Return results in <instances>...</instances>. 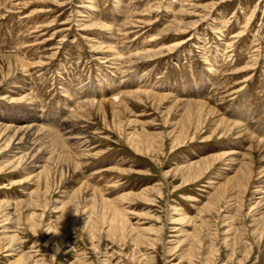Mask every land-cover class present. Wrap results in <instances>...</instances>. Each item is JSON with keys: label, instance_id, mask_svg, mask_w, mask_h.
<instances>
[{"label": "rangeland", "instance_id": "374dc122", "mask_svg": "<svg viewBox=\"0 0 264 264\" xmlns=\"http://www.w3.org/2000/svg\"><path fill=\"white\" fill-rule=\"evenodd\" d=\"M0 81V264H264V0H0Z\"/></svg>", "mask_w": 264, "mask_h": 264}, {"label": "bare ground", "instance_id": "6f19581e", "mask_svg": "<svg viewBox=\"0 0 264 264\" xmlns=\"http://www.w3.org/2000/svg\"><path fill=\"white\" fill-rule=\"evenodd\" d=\"M170 27V26H169ZM8 58V57H7ZM8 60H12V59H8ZM14 60H16L17 62H19V60H17V59H14ZM10 63V62H9ZM9 65H11V64H9ZM5 71V70H4ZM7 74V73H6ZM1 82V81H0ZM24 98H26V96H24ZM18 99V98H17ZM92 103V102H91ZM91 103H88V105L90 106V104ZM93 106H94V104H92ZM101 105H102V103H101ZM198 105H200L202 108L205 106V104H203V103H199ZM96 107L98 108V107H100V106H98V105H96ZM189 108V107H188ZM194 109V108H193ZM206 109V108H205ZM199 110V109H198ZM205 112H206V114L207 115H210L211 113H212V111L211 110H209V109H206L205 110ZM204 114V113H203ZM192 115V114H191ZM193 117V116H192ZM196 117V116H195ZM204 118V117H203ZM202 118V119H203ZM210 118V117H209ZM223 123L225 122L224 120L222 121ZM226 124V126H227V128L230 126V124L229 123H225ZM32 126V125H31ZM33 126H36L35 124L33 125ZM240 125H237V124H234V125H232V127H231V129H236V130H239V127ZM37 127V126H36ZM35 128V127H34ZM33 128V129H34ZM243 129V128H242ZM35 131V133H37V131L36 130H34ZM34 131H32V127H30V126H21V127H19V128H14V127H12V126H10V125H3L2 123L0 124V138L1 139H4L5 138V140H14V141H17L18 140V142L19 143H21V142H24V139H27V138H29V137H31V135H33V132ZM241 131V130H240ZM40 132V131H39ZM38 132V133H39ZM33 136H35V135H33ZM34 138V137H33ZM36 138V137H35ZM29 140V139H28ZM27 141V140H26ZM29 143V142H28ZM5 144V143H4ZM7 144V143H6ZM28 144L26 143V146H27ZM29 146H31V145H29ZM31 148H32V146H31ZM30 148V149H31ZM32 150H33V148H32ZM32 152V151H31ZM19 153V152H18ZM22 153V152H21ZM32 153H23L22 155H20L19 156V160L17 161V164L18 165H21V164H23V161H28V162H26V163H30L31 161H32V158L34 157V154H32ZM16 158V157H15ZM16 163V162H15ZM15 163H13V164H15ZM36 163V162H35ZM12 166V165H11ZM38 167H39V165H38ZM48 177V176H47ZM84 189V188H83ZM79 191H81L80 189H79ZM82 192H84V191H82ZM78 193H80V192H78ZM87 195V194H86ZM90 195V194H89ZM6 208V207H5Z\"/></svg>", "mask_w": 264, "mask_h": 264}, {"label": "clouds", "instance_id": "9594fccd", "mask_svg": "<svg viewBox=\"0 0 264 264\" xmlns=\"http://www.w3.org/2000/svg\"><path fill=\"white\" fill-rule=\"evenodd\" d=\"M74 211H75V214H78V213H77V210H76L75 208H74Z\"/></svg>", "mask_w": 264, "mask_h": 264}]
</instances>
